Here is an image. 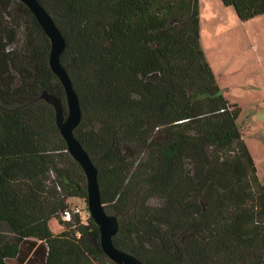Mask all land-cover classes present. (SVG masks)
<instances>
[{"label": "trees", "instance_id": "1", "mask_svg": "<svg viewBox=\"0 0 264 264\" xmlns=\"http://www.w3.org/2000/svg\"><path fill=\"white\" fill-rule=\"evenodd\" d=\"M220 1L243 22L264 14V0ZM38 2L65 39L60 60L81 106L74 134L117 217L114 245L143 264H264V186L201 47L198 0ZM49 52L30 9L0 0V223L15 235L0 264L38 241L43 264H116L87 208L61 219L87 191L41 99L46 89L66 112Z\"/></svg>", "mask_w": 264, "mask_h": 264}, {"label": "rangeland", "instance_id": "2", "mask_svg": "<svg viewBox=\"0 0 264 264\" xmlns=\"http://www.w3.org/2000/svg\"><path fill=\"white\" fill-rule=\"evenodd\" d=\"M199 36L223 97L238 107V125L264 186V14L240 21L220 0H198ZM84 210L86 201L72 199ZM86 205V206H85ZM51 231H62L55 218ZM2 234L5 227H0Z\"/></svg>", "mask_w": 264, "mask_h": 264}, {"label": "water", "instance_id": "3", "mask_svg": "<svg viewBox=\"0 0 264 264\" xmlns=\"http://www.w3.org/2000/svg\"><path fill=\"white\" fill-rule=\"evenodd\" d=\"M33 13L50 41L49 66L58 77L65 91L66 112L59 97L42 90L41 99L53 107L56 125L64 138L67 150L80 164L86 178V205L88 214L99 229L100 246L105 255L116 264H143L133 254L118 248L113 237L118 231V220L106 211L101 200L97 169L82 144L74 134L81 120V106L78 94L68 75L66 67L61 63L60 56L65 49V39L56 26L53 17L45 10L38 0H19Z\"/></svg>", "mask_w": 264, "mask_h": 264}, {"label": "crops", "instance_id": "4", "mask_svg": "<svg viewBox=\"0 0 264 264\" xmlns=\"http://www.w3.org/2000/svg\"><path fill=\"white\" fill-rule=\"evenodd\" d=\"M6 228V233L2 234L0 231V244L5 241H10L15 238L13 232L10 231L9 227L5 223H0V227ZM61 232V231H60ZM59 232V233H60ZM58 234V233H56ZM39 241L35 245L28 244L26 242H22L19 245L20 254L18 257V263L16 264H43L44 260V250L42 247H39Z\"/></svg>", "mask_w": 264, "mask_h": 264}, {"label": "built area", "instance_id": "5", "mask_svg": "<svg viewBox=\"0 0 264 264\" xmlns=\"http://www.w3.org/2000/svg\"><path fill=\"white\" fill-rule=\"evenodd\" d=\"M74 213H80L81 214L82 212H81V209L79 207L67 208L61 215L62 221H65V222L71 221L72 215Z\"/></svg>", "mask_w": 264, "mask_h": 264}]
</instances>
